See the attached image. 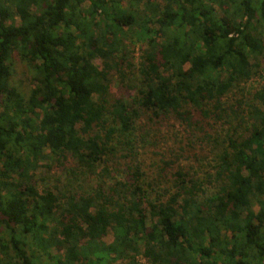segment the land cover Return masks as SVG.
I'll list each match as a JSON object with an SVG mask.
<instances>
[{
  "label": "trees",
  "instance_id": "trees-1",
  "mask_svg": "<svg viewBox=\"0 0 264 264\" xmlns=\"http://www.w3.org/2000/svg\"><path fill=\"white\" fill-rule=\"evenodd\" d=\"M256 64L264 0H0V264H264V79L244 87ZM238 93L261 106L226 109ZM172 118L213 143L204 182L177 169L162 186L167 165L147 178L135 129ZM54 167L63 182L38 186Z\"/></svg>",
  "mask_w": 264,
  "mask_h": 264
},
{
  "label": "rangeland",
  "instance_id": "rangeland-1",
  "mask_svg": "<svg viewBox=\"0 0 264 264\" xmlns=\"http://www.w3.org/2000/svg\"><path fill=\"white\" fill-rule=\"evenodd\" d=\"M88 3H86V6ZM19 21L16 19V24ZM136 29L131 32L128 31L127 39L123 42L125 46L124 54L127 57V60L137 68L138 63L140 61L141 49L144 46V43L139 40L141 38L138 36ZM123 55L122 53L120 54ZM126 59V58H125ZM126 65V63H124ZM14 70L13 75V83L15 87L19 89V91L26 93L27 90L31 87V74L29 73L26 66H24L21 62L15 59L14 65L12 67ZM128 71H126L127 73ZM128 84L133 85L136 78V72H133L131 76H128ZM264 79V65L256 64L253 67V75L251 79L245 84V91L252 92L253 90H258L262 87ZM136 84V83H135ZM245 94V92H243ZM243 93L229 95L224 100V107L226 109H230L233 105L237 103H241V113L244 115L245 110H247V106L251 104H256L261 106L260 103H254L251 96H245ZM244 95V97H243ZM231 110V109H230ZM246 115V112H245ZM175 119H169L166 121H162L159 124L150 125L145 121H141L138 123L137 128L135 129V136L140 141L138 145L137 157L139 162L142 164V168L149 180L155 179L157 181V176L160 174L161 168L165 167L166 169L161 173L162 176H167L164 180L170 182V175L173 174L177 169L184 170L189 173H196V179H201L204 182L206 180L207 173H211L210 166L212 161V155L210 153L213 143L207 144L203 138L202 132L198 130H193L186 124H181ZM235 123V122H234ZM214 129L206 128L207 133H211L214 135L216 131L217 134L224 135L227 127H222L221 125H214ZM219 132V133H218ZM49 163L42 162V166H47ZM50 166V165H49ZM41 174H39V179L37 177L38 186H46L52 187L54 185H58L62 183V179L60 178L58 170L54 167L50 171L46 172V169H41ZM41 176L43 179L40 180ZM170 177V178H169ZM85 182L79 181L75 186L82 188H89L94 185V176L90 177ZM84 180V178H83ZM44 181V183H42ZM161 183L162 186L167 184L169 186L170 183ZM211 187L208 184H204V189H210ZM103 242L108 244L110 243V235L103 238ZM52 254H60L55 251ZM1 258V256H0ZM138 260H142L141 257H138Z\"/></svg>",
  "mask_w": 264,
  "mask_h": 264
}]
</instances>
